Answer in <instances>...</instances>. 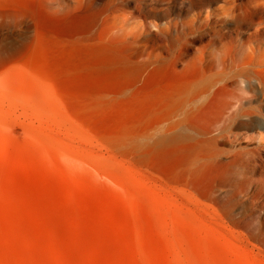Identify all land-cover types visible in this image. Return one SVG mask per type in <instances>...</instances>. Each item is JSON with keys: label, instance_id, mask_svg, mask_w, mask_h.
<instances>
[{"label": "rangeland", "instance_id": "obj_1", "mask_svg": "<svg viewBox=\"0 0 264 264\" xmlns=\"http://www.w3.org/2000/svg\"><path fill=\"white\" fill-rule=\"evenodd\" d=\"M75 6L88 36L52 23ZM224 7L189 33L180 0H0V264H264V129L216 136L264 28Z\"/></svg>", "mask_w": 264, "mask_h": 264}, {"label": "bare ground", "instance_id": "obj_2", "mask_svg": "<svg viewBox=\"0 0 264 264\" xmlns=\"http://www.w3.org/2000/svg\"><path fill=\"white\" fill-rule=\"evenodd\" d=\"M141 1V0H138ZM181 3L186 6L182 8L186 12H191L190 26L188 28L189 33L200 31L202 27L201 23V9H195V6L200 5L202 0H180ZM237 0H225L228 7H224L220 12V15L225 17L226 15L234 21V28L241 30L244 26L250 28L252 31L250 35L258 34L262 27L264 28L262 18L264 17V0H248V3H253L256 6L257 15L259 21L255 23H247L244 18L236 13ZM88 3L83 4V8H86ZM80 8L75 6L74 13L67 19L62 21H53L54 27L61 32L71 36H88L91 32L89 29L94 24V17H91L88 12H80ZM181 11V9H180ZM40 15V12H39ZM208 17V14L205 15ZM39 22H47L43 16L40 15ZM43 19V20H42ZM177 21L170 20L163 23V30L168 31V26L176 24ZM248 35V34H247ZM240 47L238 53H233L230 56L232 73L228 76L231 79V101L227 105V111H221L217 120V138L223 139L224 131L230 132L229 138L234 141L236 136L233 134V128H258L264 129V57L247 60V55L251 54L250 51H246ZM240 55H243L240 57ZM220 67L224 66V61L219 62ZM220 82V86L224 81L222 75L217 79ZM219 86V87H220ZM256 103L252 104V101ZM240 117H244V121H239ZM257 140V146L255 149L264 150V133L258 132V135L254 136Z\"/></svg>", "mask_w": 264, "mask_h": 264}]
</instances>
